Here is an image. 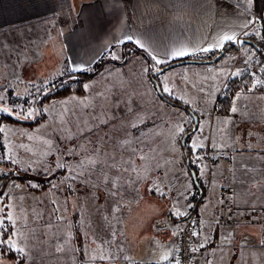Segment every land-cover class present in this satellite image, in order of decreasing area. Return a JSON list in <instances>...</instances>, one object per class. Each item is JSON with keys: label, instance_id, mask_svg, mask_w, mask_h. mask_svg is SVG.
<instances>
[{"label": "rangeland", "instance_id": "rangeland-1", "mask_svg": "<svg viewBox=\"0 0 264 264\" xmlns=\"http://www.w3.org/2000/svg\"><path fill=\"white\" fill-rule=\"evenodd\" d=\"M255 3L253 0L256 12ZM257 17V25L234 38L241 43L230 42L225 56L205 72L191 73L192 67L180 65L182 69L170 75H165L170 69L156 75L172 62L210 60L217 51L156 65L151 56L126 44L131 49L126 54L116 49L103 57V70L84 84L88 88L84 87L83 94L73 92L42 104L49 85L69 73V64L62 63L50 76L46 72L45 80L38 82L29 80V71L22 69L20 49L14 61L0 62L4 67L0 71V106L13 109L12 116L17 120L38 122L34 127L18 122L1 126L5 131L0 132V217L4 218L0 226V264H85L102 260L101 255L106 257L104 261L165 260L164 255L171 259V230L160 224L168 218L179 221L194 211L206 217L217 212L218 191L211 187L205 194L207 174L199 170L204 162L200 155L209 149L214 170V155L208 145L214 116L220 115L216 102L232 78H247L242 85L247 89L235 96L236 112L243 116L249 113L256 121L263 116L264 58L243 46L244 39H263L262 18ZM4 49L5 38H0V54ZM222 50L225 47L218 52ZM1 55L0 60H4L5 55ZM113 55L119 59H113ZM165 85L171 94L164 92ZM159 91L189 109L162 99ZM28 112L33 113L31 118H17L16 113L23 116ZM193 115L198 118L195 131ZM235 120L242 117L236 115ZM237 128L240 133L242 127ZM124 138L141 142L133 145L137 147L135 156L118 149ZM94 148L114 156L115 161L98 155ZM90 158L97 159L95 166L86 165L91 178L77 175L83 171L78 167L80 162ZM129 159L131 166L124 163ZM101 160H105L103 173L95 170L101 168ZM112 163L119 168L107 167ZM59 164L66 167H57ZM117 191L119 195L110 194ZM206 196L209 204H201ZM177 210L183 215H175ZM8 212L13 214L15 224L7 220ZM9 238L17 242V247H24L26 255L9 247Z\"/></svg>", "mask_w": 264, "mask_h": 264}, {"label": "crops", "instance_id": "crops-1", "mask_svg": "<svg viewBox=\"0 0 264 264\" xmlns=\"http://www.w3.org/2000/svg\"><path fill=\"white\" fill-rule=\"evenodd\" d=\"M253 5L248 0H0V38H5V52L1 53L5 58L0 62L14 61L20 49L22 69L29 71V80L39 82L62 63L69 64L67 72L71 67L87 70L116 49L126 54L130 49L126 44H133L165 64L226 47L232 41L220 48L214 44L225 34L236 38L257 25ZM137 40L145 48L138 47ZM181 49L189 54H171ZM212 65L182 67L202 73ZM236 115L242 120L236 121ZM262 115L257 121L249 113L213 115L208 145L214 155L212 187L218 191L223 183H232L239 207L264 208V111ZM237 127H242L240 133ZM199 170L205 176L202 165ZM206 199L202 197L201 204ZM216 199L218 202V192ZM214 228L204 237L206 245L198 264H264L260 226Z\"/></svg>", "mask_w": 264, "mask_h": 264}, {"label": "built area", "instance_id": "built-area-1", "mask_svg": "<svg viewBox=\"0 0 264 264\" xmlns=\"http://www.w3.org/2000/svg\"><path fill=\"white\" fill-rule=\"evenodd\" d=\"M232 43L235 45L241 43V39H234ZM198 153L201 154L200 152ZM200 156L202 161H204L203 167L207 174L205 186V194H207L214 183V171L209 149H206L204 154ZM218 195L219 205L217 212L211 217L203 216L194 211L183 220L170 221L168 218L167 221L160 224L161 227L171 230L174 244L171 259L95 260L85 264H198L203 254L204 237L211 227L260 226L262 228V241H264V208L239 207L235 203V187L232 183L221 185L218 189ZM193 233H196V235H193ZM262 244L264 246V243Z\"/></svg>", "mask_w": 264, "mask_h": 264}, {"label": "trees", "instance_id": "trees-1", "mask_svg": "<svg viewBox=\"0 0 264 264\" xmlns=\"http://www.w3.org/2000/svg\"><path fill=\"white\" fill-rule=\"evenodd\" d=\"M255 2H256L255 3L256 4V14H257V16L262 18L263 0H255ZM249 39L255 42V44L257 45L259 50H257V48L253 47L250 44L243 43V46L253 48L257 52V54L262 55L264 58V35H263V39H261V41H256L252 37H250ZM126 46H128V45H126ZM230 47H232V46H230ZM133 48H134V50L138 51L139 53L141 52V50L137 49L135 46ZM226 50L227 49L225 47V54H226ZM220 52L221 51H219V52L217 51L214 53L219 54ZM225 54L223 55V57L225 56ZM223 57H221V58H223ZM220 59H218V60H220ZM186 60H199V59L190 58V59H186ZM200 61H206V60H200ZM104 66H105V60H104V58H102L90 70H85V71H82L79 73L69 72L65 78L61 77V78H59V80H55L54 82H52L49 85V90L44 94L42 101H40V104H42L48 100L60 99V98L66 97V96H70V95H72L73 92H76L78 94H83L84 93V84L87 81H89L90 79L99 75L101 70H103ZM74 76L76 78L74 80H72V77H74ZM66 78H70V79L66 80ZM245 80H247V78H245V77H242V78L234 77L228 82L227 87L223 90V92L221 93V95L219 96V98L217 99V102H216V110L218 113L228 114L231 112V108L235 102L236 94L239 91H245L247 89V87L242 86L244 84ZM260 90H263V88H261ZM169 103L174 104L177 107H181V108H184L187 110L189 109L188 106H183L179 102H176L173 100H170ZM0 107H2V106H0ZM14 122L22 123V124L29 126V127H34L36 125V123H38L37 121L34 122V121L17 120L12 115H8L7 113L0 112V128L4 123H14ZM0 148H1V145H0ZM186 160H188V163L191 165L192 162L189 161V157H187ZM191 169H193V166H191ZM194 186H196V185L194 184ZM199 187H200L199 189H201V191L204 192V188L201 184ZM196 193H198L197 187H196ZM183 219L184 218H182L181 220H183Z\"/></svg>", "mask_w": 264, "mask_h": 264}, {"label": "snow or ice", "instance_id": "snow-or-ice-1", "mask_svg": "<svg viewBox=\"0 0 264 264\" xmlns=\"http://www.w3.org/2000/svg\"><path fill=\"white\" fill-rule=\"evenodd\" d=\"M248 3L249 4H252L253 3V0H248ZM128 39L131 40L132 38L131 37H128ZM233 40H234V36L233 35H227V34H225L220 39L217 40V42L214 44V47L220 48V47L223 46V44H224L225 41H233ZM136 44L140 48H145V44L143 42L139 41V40L136 41ZM209 50L210 49H208V48H202L201 49V51H205V52H207ZM171 54L173 56H176V57H182V56H185V55H187L189 53H187L185 50L181 49V50L174 51ZM113 59H119V57L116 56V55H113ZM152 59L155 61V64L156 65H159V64L162 63L161 60L156 59L155 56H153ZM70 71L71 72H81V71H84V69L83 68H80V67H71L70 68ZM145 71H147V69H145ZM84 87L85 88H88V85H84ZM163 90H164V92H167V93L171 94V90L166 85L164 86V89ZM2 100H3V97L0 96V101H2ZM117 107H118V105H117ZM128 111L129 112L132 111L131 107H128ZM231 111L233 113H235L237 111V108L235 106H233L231 108ZM0 112H4V113H7L8 115H12L13 114V109H11V108H9L7 106H4V107H0ZM16 115H17V118L18 119H29V118L32 117L33 113L32 112H28L27 115H23V116L20 113H16ZM132 127H136V125H132ZM4 131H5L4 128H0V132H4ZM88 131L91 132L92 129H88ZM180 131L181 132L183 131V128L182 127L180 128ZM109 139H111V138H109ZM139 143H141V142L138 139L134 141L132 139L124 138L123 140H121L119 142L118 149L119 150H124V151H130V157L131 156H135L136 153H137V147L136 146H133V145L134 144H139ZM22 147H23V145H22ZM114 148H116V145L115 144H114ZM93 151L97 152L98 155H102L105 158H109L110 157V154L107 153V152L101 153L100 150H99V148H94ZM110 158L113 161H115V157L114 156H111ZM12 162L13 163H18V161L14 160V159L12 160ZM100 163H101V168L95 169V170L100 171V172L103 173L104 172L105 160H101ZM124 163H127V164H129V166H131L132 161H131V159H129L128 161H124ZM96 164H97V159H94V158H90L88 160H82L80 162V164H79L78 167H80L83 171L77 173V175H79V176H85V175H87V178L90 179L92 173H91V171H89L87 169L86 165L95 166ZM57 167H66V165L59 164V165H57ZM107 167H117V168H119V165L117 163H112V164H108ZM123 170L124 171H127L128 169L125 168ZM132 170L135 171L134 168ZM104 180H105V183H107L109 181V177L106 174L104 175ZM113 187H115V183L114 182H113ZM110 194L113 195V196H116V195H119V192L118 191L117 192H110ZM116 210H118V209H116ZM0 212H3V209L2 208H0ZM174 214L177 215V216L183 215V213H181L179 210H177L176 213H174ZM6 218H7V220L10 223L15 224V220H14L13 214L11 212H8L7 213V217ZM3 223H4V218L3 217H0V226H2ZM32 234H33V236L35 235V230L32 231ZM193 235H196V233H193ZM7 243L9 245V247L15 249L16 251L20 252L21 254H25L26 255L25 248L24 247H17V242L14 239L9 238V240L7 241ZM261 243H264V241H262ZM56 251H58V252L59 251H63V249L62 248H57ZM105 258L106 257L104 255H101L100 256V259H102V260L105 259ZM162 258L165 259V260H167L168 259V256L167 255H164Z\"/></svg>", "mask_w": 264, "mask_h": 264}, {"label": "water", "instance_id": "water-1", "mask_svg": "<svg viewBox=\"0 0 264 264\" xmlns=\"http://www.w3.org/2000/svg\"><path fill=\"white\" fill-rule=\"evenodd\" d=\"M262 23H263V35H264V0H263V13H262ZM244 43L246 44H250L253 47L257 48V50H259V48L257 47V45L255 44L254 41L250 40V39H244L243 40ZM229 46H226V49H228ZM225 54V50H222L215 58L210 59V60H206V61H200V60H181V61H177L171 64H168L167 66H165L164 68L160 69L159 71L156 72V75H159L161 73H163L165 70L171 69L173 67L176 66H180V65H185V64H211V63H215L218 59H220L221 57H223V55ZM153 83L155 84L156 88L159 90V85L157 84V81L155 79H152ZM159 95L162 99L166 100V101H170L169 99H167L163 93L161 91H159ZM194 120H195V127H194V131L196 130L197 126H198V118L196 116H194ZM193 174V178L195 181V184L197 185V180H196V175L194 172H192ZM3 182L0 180V184H2ZM201 196H202V192H201Z\"/></svg>", "mask_w": 264, "mask_h": 264}]
</instances>
